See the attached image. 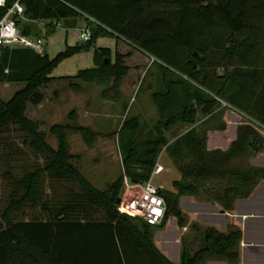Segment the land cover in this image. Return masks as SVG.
I'll return each mask as SVG.
<instances>
[{"label": "trees", "instance_id": "16d2710c", "mask_svg": "<svg viewBox=\"0 0 264 264\" xmlns=\"http://www.w3.org/2000/svg\"><path fill=\"white\" fill-rule=\"evenodd\" d=\"M23 4L26 22L67 23L80 18L90 37L65 45L52 57L44 49L41 54L24 48L1 52L0 83L23 85L8 100L0 99V147L4 143L0 264H173L154 246L151 226L116 210L121 177L144 182L162 147L176 162L180 177L171 181L173 190L158 189L165 208L157 227L169 216L183 225L178 198L197 195V181L233 178V183L218 187V194L206 196L227 209L235 197L264 179V167H226L228 159L246 152L258 136L252 123L264 130V0H26ZM26 22L18 20V29L31 34ZM48 25L52 31L54 26ZM102 35L152 58L155 88L150 99L157 124L143 134L145 125L137 116L123 117L116 136L122 174L98 190L71 162L74 157L68 153L63 130L77 132L88 145L94 133L85 126L52 124L48 129L56 138L52 148L25 109L27 103L42 101L39 88L52 79L49 73L62 59L86 51ZM123 57L108 47H92V66L63 78L94 81L103 86L100 95L114 101L127 71ZM226 107L251 121L240 126L226 150L206 151L204 136L193 126L166 142L163 133L179 123L195 124L196 111L208 119ZM9 132L18 142L7 140ZM256 143L258 151L261 140ZM239 236L237 228L225 233L203 228L199 246L192 252L182 246L177 264H203L207 257L234 261Z\"/></svg>", "mask_w": 264, "mask_h": 264}, {"label": "rangeland", "instance_id": "374dc122", "mask_svg": "<svg viewBox=\"0 0 264 264\" xmlns=\"http://www.w3.org/2000/svg\"><path fill=\"white\" fill-rule=\"evenodd\" d=\"M23 22L26 21L23 20ZM26 24H29L31 34H39L42 37L43 49L48 57H52L61 51L65 45L83 42L77 37L80 29L84 28V21L80 18L67 23L60 20L52 31L48 30L43 20L28 21ZM115 41L111 35L98 36L92 43V47H108L112 53L117 51L124 55L123 63L127 66V71L121 78L118 90L124 95V103H127L128 99L131 98L127 106L122 103L123 101L118 106L105 103L104 98L100 95L103 86L94 81L85 82L63 78L74 75L79 69L92 66V47H90L86 51L74 53L62 59L50 71L49 76L52 79L39 88L43 95L42 101L38 105L27 103L25 109V115L38 122L39 129L44 131L45 140L52 148L56 146V138L48 132L49 126L52 124L85 126L94 133L93 139L88 145L77 132L70 128L63 130L68 153L74 157L71 162L77 167L80 174L98 190L105 189L117 176L122 174L116 136L123 117L131 116L135 113L133 111L139 109L140 113L138 114L141 117V122L145 125V129L141 132L143 134L153 130L157 124V118L155 119L154 116L156 109L150 99V94L146 91L148 86L149 90L155 88V65L146 56L145 59L147 60H142L144 56L138 51L137 53L133 46L131 47L124 42H116L115 44ZM70 83L75 84L77 89L74 90L71 86L73 84L69 85ZM22 85L19 82L0 83V99L8 100L13 92ZM206 117L196 111L193 127L198 134L204 136L205 150L208 152L214 149L226 150L231 141L235 139L240 126L251 122L242 114L228 107L213 117L208 119ZM236 122H240V125L229 124ZM252 126L256 128L258 136L246 146V152L235 154L228 159L227 168L242 170L248 167H264V130L255 127L254 123ZM189 127L192 126L179 123L165 131L163 136L169 143ZM12 135L13 133L9 132L8 136L10 137L7 140L15 139ZM259 139L261 140V148L257 151L255 145ZM14 142L18 141L15 139ZM3 147L4 143L0 147V152L3 151ZM156 162L162 166V170L152 177V183L162 189L173 190L171 181L178 180L180 177L176 162L166 155L163 147L160 148ZM0 165L2 166V164ZM234 181L233 178L228 177L219 180L211 178L206 181H197L195 184L199 193L194 198L200 201L208 193L213 197V192H216L215 194L220 192L219 186H227ZM179 200V209L183 210V220L187 223L185 211L191 207L185 196L179 197ZM193 224H195L193 221L185 224L187 230L181 234L182 227L176 224L175 217L169 216L162 227L151 226L150 232L161 250H171L172 254H176L182 246H185L192 252L199 246L201 240L200 231H197L192 226ZM175 241L176 243H174Z\"/></svg>", "mask_w": 264, "mask_h": 264}, {"label": "crops", "instance_id": "0c3cea01", "mask_svg": "<svg viewBox=\"0 0 264 264\" xmlns=\"http://www.w3.org/2000/svg\"><path fill=\"white\" fill-rule=\"evenodd\" d=\"M28 21L35 22L36 20H28ZM44 24L46 26L47 20L44 21ZM116 42L123 43L124 41L116 40L115 44ZM124 43L129 45L126 42ZM135 50L136 52L138 51L139 53L142 54V56H144V58L142 57V60H147L145 59V56L146 58L148 59L150 58V60H152V58L146 55L145 53L137 49ZM154 77H155V72H154ZM148 87L146 91H148V93L150 94L152 90H149ZM123 99H124V95L122 92L119 91V96L116 100L112 101V100L104 99L103 101L105 103H111L115 106H118V104L121 103L122 101H123L122 103H124ZM129 100H131V98L128 99L127 103H124L126 104V106ZM139 106L141 105L139 104ZM133 112L135 113H133L131 116H137L139 121L141 122V117L138 114L140 113L139 109ZM154 116L156 119L157 114ZM229 124L240 125V122H236L235 124L233 123H229ZM263 165H264V158H263ZM195 196L196 195H190V196L185 195V198H187V201L191 209L185 211L188 221L187 223H185V221L183 220L184 223L181 226L182 227L181 234H183V232L187 230V226L185 224H188V222H192V221L195 223L192 226L197 231H201L203 228L211 227L220 233H225L231 228H237L240 232L239 239L233 248L234 252L236 253V259L234 261L230 262L222 258L207 257L204 260L203 264H264V179L258 180L250 189H248L246 193L242 194L241 196L235 197L229 203V207L227 209H223L216 199L214 200L208 197L207 198L204 197L199 201L194 198ZM179 202L180 200L178 201V205L180 204ZM180 211L183 216L184 212L181 208ZM152 242L154 246L160 251V253L164 255L170 262H172L173 264L178 263L180 251L177 252L176 254H172L171 250H166V249L161 250V248L156 245L153 237H152ZM174 243H176V241ZM164 244L167 245V243Z\"/></svg>", "mask_w": 264, "mask_h": 264}, {"label": "built area", "instance_id": "2783aa9c", "mask_svg": "<svg viewBox=\"0 0 264 264\" xmlns=\"http://www.w3.org/2000/svg\"><path fill=\"white\" fill-rule=\"evenodd\" d=\"M24 1L26 0H4L0 5V61L1 52L5 48H24L37 54L43 52V39L33 34H23L17 26L18 20H27L24 17ZM19 5L23 11L14 7ZM48 26H56L53 20H47ZM78 39L87 41L90 32L87 27L80 29ZM7 70L4 69L3 72ZM221 102V106L226 103ZM162 170V166L155 163L148 178L144 182L131 181L125 175L121 177V192L117 201L116 210L132 218H139L149 226L160 223L164 213V202L158 193L160 187L152 183V177Z\"/></svg>", "mask_w": 264, "mask_h": 264}, {"label": "clouds", "instance_id": "9594fccd", "mask_svg": "<svg viewBox=\"0 0 264 264\" xmlns=\"http://www.w3.org/2000/svg\"><path fill=\"white\" fill-rule=\"evenodd\" d=\"M3 3H4V0H0V5H3ZM14 7L19 8V5L17 4V5H15ZM19 10H20V11H23L22 8H19Z\"/></svg>", "mask_w": 264, "mask_h": 264}]
</instances>
